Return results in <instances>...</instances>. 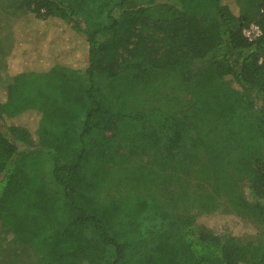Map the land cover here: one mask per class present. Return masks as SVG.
Instances as JSON below:
<instances>
[{
	"label": "trees",
	"instance_id": "obj_1",
	"mask_svg": "<svg viewBox=\"0 0 264 264\" xmlns=\"http://www.w3.org/2000/svg\"><path fill=\"white\" fill-rule=\"evenodd\" d=\"M24 5L0 223L34 264H264V0Z\"/></svg>",
	"mask_w": 264,
	"mask_h": 264
},
{
	"label": "rangeland",
	"instance_id": "obj_2",
	"mask_svg": "<svg viewBox=\"0 0 264 264\" xmlns=\"http://www.w3.org/2000/svg\"><path fill=\"white\" fill-rule=\"evenodd\" d=\"M25 1L26 0H0V16L3 15L5 17V20H6V17H8V15L16 16V19L24 17L23 16L24 15L23 6L25 5L23 3ZM3 12H7V13L4 14ZM22 23L25 24V21H22ZM21 29L22 28H19L18 30H21ZM14 31H15V28H14L13 22H10L7 20L3 22L0 21V39L3 36L4 37L2 40H4L6 36L7 38L11 37L12 39L14 35ZM0 50H3V49L0 47ZM1 56H4L6 60L5 54L3 55V53H1L0 58ZM198 65H200V63ZM3 74H6V71L0 68V80L4 78ZM40 85L41 86L46 85L45 81L41 79L40 81L36 82V86H40ZM153 101H154L153 97L141 99V101L137 105L136 104L133 105L132 109L134 110H136V108H138L139 110L149 109L151 105L153 104ZM44 103L46 104V102ZM140 165L141 163L136 166H139L140 168H142V166ZM116 169L121 170L122 167H118V168L116 167ZM103 172H104V175H108L109 173L111 175L110 167L109 166L104 167ZM183 175H186L188 178V181L190 180L193 185H197L198 187H202L206 182L205 179L200 178L199 176H196L190 172L184 173ZM206 185L208 184L206 183ZM114 194H115V191L113 190V196ZM246 194H248L247 191H246ZM222 216L223 217H221L218 220L219 227L225 229L226 231L236 234V217H233V215H222ZM256 228H257V233L254 236V238H264V223H256ZM35 259H36V256L34 255V253L30 249H24L20 245L16 244L13 238V235L9 234L1 226V223H0V264H34Z\"/></svg>",
	"mask_w": 264,
	"mask_h": 264
},
{
	"label": "crops",
	"instance_id": "obj_3",
	"mask_svg": "<svg viewBox=\"0 0 264 264\" xmlns=\"http://www.w3.org/2000/svg\"><path fill=\"white\" fill-rule=\"evenodd\" d=\"M23 11H24V15H23L24 17H22V18L16 19V16H11V15H8V17H6L7 21L14 23L15 31H14V35H13L12 39H11V37L7 38V36L4 38V40H2L4 36L1 37V39H0V40H2V41H0V47L3 49V50H0V54L3 53V55L4 54L6 55V60H5L4 56H1V58H0V68L4 69L6 71V74H3L4 78L2 80H0V83H3L4 81H6V79L9 76L10 65L12 63V53L15 52V48L18 45V41H17L18 40V38H17L18 26H17V24H18V22H22V20H24V18H26L28 15L27 10H26V8H24V6H23ZM3 13L6 14L7 12H3ZM8 13H10V12H8ZM2 16H0V21H2V22L6 21L5 17L4 16L2 17ZM24 34H25V31L22 32L23 36H24ZM25 38H27V36H25ZM23 43H21V44H23Z\"/></svg>",
	"mask_w": 264,
	"mask_h": 264
},
{
	"label": "built area",
	"instance_id": "obj_4",
	"mask_svg": "<svg viewBox=\"0 0 264 264\" xmlns=\"http://www.w3.org/2000/svg\"><path fill=\"white\" fill-rule=\"evenodd\" d=\"M263 31L257 23L253 22L248 26L243 28V35L246 37L248 41H255L259 37H261Z\"/></svg>",
	"mask_w": 264,
	"mask_h": 264
}]
</instances>
